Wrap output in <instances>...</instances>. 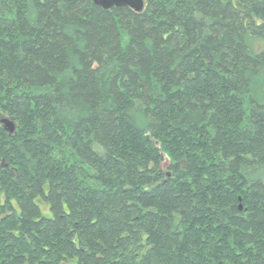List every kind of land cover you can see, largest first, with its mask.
<instances>
[{"label": "trees", "instance_id": "trees-1", "mask_svg": "<svg viewBox=\"0 0 264 264\" xmlns=\"http://www.w3.org/2000/svg\"><path fill=\"white\" fill-rule=\"evenodd\" d=\"M143 2L0 0V264H264V0Z\"/></svg>", "mask_w": 264, "mask_h": 264}, {"label": "water", "instance_id": "water-1", "mask_svg": "<svg viewBox=\"0 0 264 264\" xmlns=\"http://www.w3.org/2000/svg\"><path fill=\"white\" fill-rule=\"evenodd\" d=\"M93 4L108 11L113 8H129L135 13H142L144 10L143 0H92ZM8 124V125H7ZM6 131L9 134L14 132L12 124L6 123Z\"/></svg>", "mask_w": 264, "mask_h": 264}]
</instances>
